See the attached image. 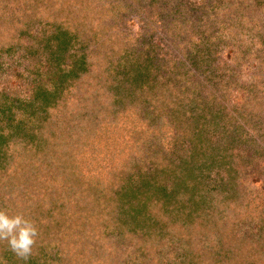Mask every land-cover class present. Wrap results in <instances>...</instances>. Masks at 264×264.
Wrapping results in <instances>:
<instances>
[{
  "label": "trees",
  "instance_id": "16d2710c",
  "mask_svg": "<svg viewBox=\"0 0 264 264\" xmlns=\"http://www.w3.org/2000/svg\"><path fill=\"white\" fill-rule=\"evenodd\" d=\"M169 1L165 11L160 8L157 16L160 19H154L153 29L151 24L146 26L147 33L154 32L160 26L158 23L171 26L172 33L165 29V38L170 42L174 37H182L174 43L184 59L183 66L185 57L189 56L183 51L191 50L187 48L186 36L196 37L195 31L193 34L190 31L200 24L192 21L188 30V23L174 21L176 14L189 18L185 13L188 9H184L185 0ZM237 2L199 0L193 3L192 10L196 16L199 10L206 11L205 23L222 20L220 26L226 27L225 35L230 27L235 28L233 22L228 24L235 9L259 8L257 0ZM114 3L126 14L157 13L153 11L154 0H112V3L109 0H0V54L22 51L33 96L23 101L10 98L6 90L0 92V129L4 131L3 119L8 122L6 129L10 132L0 133V209L10 215L24 214L35 223L39 233L27 260L18 258L7 241H0V264H245V261L258 264L264 260V223L260 222L261 215L253 214L264 202L251 200L237 207L242 209L245 219L251 220L248 225L237 218L231 223L233 227L229 223V229L225 215L232 214L229 210H234L245 196L259 195L257 185L250 182L249 186L248 176L244 180L239 173L253 162L264 160V135L259 136L263 141L258 154L253 155L254 151L249 155L254 146L258 148L257 140L255 134L248 135L243 130L252 125L255 133L264 124V40L258 43L261 51L251 57L259 71L245 84L247 96L243 107L235 109L237 114L222 103L212 114L208 112L213 109L212 102L198 104L199 100L192 97L182 112L173 111L169 108L172 104L164 99L169 111L151 114V109L156 112L161 108L157 98L162 95L152 87L154 82L149 84L151 73L133 70L137 66L150 69V59L146 62L134 59L130 35L122 37L118 30L124 15L115 11ZM146 16L149 21L152 19L149 13ZM202 33L201 37L207 34ZM193 40L191 43L195 44ZM209 43L213 44L211 40ZM207 50L212 65L216 63L212 57L215 52L209 48L204 51ZM34 52L39 53L35 58ZM40 54L42 57L38 58ZM201 59L205 57L201 55ZM1 65L7 62H0V69ZM171 76L172 81L179 78L175 70ZM228 84L230 80L224 86ZM140 85L146 87L140 89L142 94L155 99L154 103L143 106L147 114L143 120L134 111L117 108L123 98L130 101L128 104H142L141 93L139 99L125 96L128 86H134L136 95ZM195 112L200 117L194 118V128L179 122ZM225 121L227 124L223 126ZM175 125L179 126L175 128ZM137 137L146 145L159 147L156 152L148 150L142 164L140 159H132L135 151L129 153L131 142ZM11 139L18 140L17 150H12ZM173 147L178 150L172 154ZM116 150L123 152V163L115 162ZM100 153L112 155L113 168L124 167L121 176L133 185L121 187L117 178L106 176L100 167L96 168L95 158ZM154 168L167 171L169 182L164 189L150 191L144 182L150 178L149 169ZM239 179L246 183L244 188H240ZM210 181L219 182L220 187L211 186ZM148 194L155 204L151 211ZM186 194L197 200L193 206L185 205ZM144 211L148 213L144 215ZM148 215L153 216L151 220L162 221L161 231L167 225L168 232L175 236L158 245L149 244L147 236L142 239L138 224L147 221ZM179 215L186 216L189 222L193 220L195 226L198 224L197 228L192 227L194 230L187 224L181 228L190 232L187 236L175 233L171 227V221L175 223ZM208 220L218 231L227 228L224 233L230 236L231 241L226 245H232L230 249L213 251L201 237L202 225ZM253 225L259 227L248 229ZM209 250H212L210 254Z\"/></svg>",
  "mask_w": 264,
  "mask_h": 264
},
{
  "label": "rangeland",
  "instance_id": "374dc122",
  "mask_svg": "<svg viewBox=\"0 0 264 264\" xmlns=\"http://www.w3.org/2000/svg\"><path fill=\"white\" fill-rule=\"evenodd\" d=\"M109 1L110 3H112V0H109ZM196 1H199V0H185L186 5L184 8V9H188V10H185V13L188 15V17L189 18L195 17L194 20H190L187 17H185V19L181 18L178 16V14L174 16L175 17L174 21H177V23H180V24L188 23L189 24V26L187 27L188 30L191 29L192 21H193V24L195 23L200 24L196 27V29L192 27L190 31L191 34H193V32L195 31L196 37L191 38L190 36H186L188 38L187 42L189 43L187 44L189 46L187 48L188 49L191 48V50L193 49L194 52L191 50L183 51V53H186L189 55L188 58L187 56L186 57L184 56L186 58V61L185 63H183L184 64L183 66H181L182 64L181 61H184V59L182 58L181 53H178L179 51H176V47H175V43L178 41L179 38H182V37L181 36L174 37V39L170 40V42L166 41V38H165L166 36L165 29L168 30V32L170 31L172 33V31L169 30L171 26L168 27L164 23H158L157 26L158 25L160 26L157 27V29L154 32L147 33L148 29L146 28V26L151 24L150 26L153 29L154 23L152 22H154V19L156 20L160 19V18H157L160 8L162 9V11H165L166 7L170 5L169 4L170 1L168 2V0H154L155 6H153L154 7L153 11L157 10V13L155 12L150 13L149 11L147 12V11L141 10L142 12L140 13H138L137 11H134V13L132 12V13L126 14L127 12H124V10L122 11V7L120 5L117 6L115 3L113 5V7H117V9L115 8L116 12H118L120 15L121 14L124 15V21L121 22L119 26L121 29H118V30L120 33L124 35L122 37H126L127 34L130 35L131 39L129 40H131L130 42L132 46L131 54L134 55V59L136 61L143 60L144 62L147 61L146 59H150V63L148 65L150 69L148 68V70H144L143 67L137 66L136 68H133V70L137 69L142 73H147V72L151 73V75L153 76L152 78L154 80L152 81V78H151V81L149 82V84L151 82H154L155 84L152 85V87L157 89L158 93L162 95L157 98L159 104L161 105L160 106L161 108L157 109L156 112L154 109H151L150 111L151 114H155L157 113V111H162V113L164 111H169L168 109H166V100H168L172 104L169 108H172L173 111L177 109V113L179 111L182 112L184 108H186V106L190 103L191 97L193 99L196 98L197 100H199L198 104L203 103L204 101L205 102L203 104L212 102L213 109L208 111L212 114L215 113L217 109L219 108L218 106L219 103H222L224 106H226L227 110H229L231 113L237 114L234 112L235 109L238 107L239 108L243 107L245 98L247 96L245 84L249 82V80L253 79V77L256 76L257 72L259 71V68L252 60L253 58L251 59V57L255 56L254 52L258 53L261 51L258 48L259 46L258 43L259 42L261 43V41L264 40V0H257L259 1L258 2L259 8H252V9L247 10L245 7L242 6L241 9L239 8L235 9V14L231 16V19L228 23L229 25H231L233 22V24H235L234 25L235 28L233 26L230 27V29L227 31L225 35H224V32L226 30V27L220 26L223 21L220 20L219 18L215 20H209L208 23H205L203 21V18L207 15V13L203 9H201L203 13L201 14V11L199 10L198 12H200V14L199 16L198 15L196 16L195 10H192L193 3ZM225 1L227 2L229 1L231 3L233 0H225ZM237 1L239 0H235V2ZM237 3H240V2H237ZM135 9L137 10V6L135 7ZM230 9L231 7L229 8V10ZM109 13L114 14L112 12H109ZM147 13H149L150 18H152L150 21H149V18L146 16ZM161 14L163 13L160 12V15ZM224 14L229 15L230 12H225ZM236 19H239L240 21L236 22L235 21ZM187 20H189V22H187ZM247 21H249L248 24H247ZM172 24L173 23H171V25ZM205 25L206 27H204ZM178 27L179 26H177L176 28ZM197 28H199V33H198ZM204 31H206L207 34L201 37V35L203 34L202 32ZM245 33L248 36H241ZM192 39H194L193 42L195 44L191 43ZM210 40L211 42H213V44L209 43ZM224 40L225 42L222 43V41ZM228 40H233V41L227 42ZM239 47L241 49H239ZM207 48L213 49V51L215 52L212 54V57L214 56V58L216 59L215 61L216 63L212 65H209V61L211 59L210 58L208 59L209 56L206 55L208 50L204 51ZM21 52L22 51L20 52L16 51L13 53L5 52L3 54H0V62H3V60L4 62L5 61L7 62V65L5 66L1 65V69H0V92H4L6 90L9 92L10 98H13V99L16 98V100L19 99V100L27 101L29 97H33L31 93L32 89L29 86V84L32 81H30L29 72H27V63H25L27 61L23 59ZM37 54L39 53L34 52L33 58H35ZM176 55H179V56H176ZM201 55H203L205 59H201ZM40 56L41 54L38 56V58ZM45 59L47 60L46 57ZM139 64L142 65L141 62ZM180 66L183 68V70L181 68L182 71L179 70ZM173 70L177 71L179 74V78L175 81L171 80V77H172L171 72ZM42 74H43L42 77H44L45 74L44 73ZM229 80H230V84H228L229 86L226 85L225 87L224 84ZM42 82L43 81L41 78L40 85H42ZM172 82H175V83L172 84ZM133 88L134 86H128L129 90L127 89L128 93H126L125 95L126 98L131 97V98L139 99L140 93L142 94V90L140 89H143V90L146 89V87H144L143 85L137 86V90H136L137 94L135 95V91L132 90ZM248 88L252 90L250 86H248ZM131 92H132V95L130 94ZM127 94L131 96H127ZM211 97L212 98L214 97V99L211 100ZM141 99H144L142 104H140L138 101H137L138 103L128 104L127 102H130V101L123 98L120 103L121 105L120 106L118 105L117 108L121 107L123 111H127V110L134 111L136 112V115L139 116V119H142V120L146 119L147 114L145 113V108L143 106H146L148 103L150 104L154 103L155 99H153V96H150L146 93L145 95L142 94ZM113 110L114 109L111 110L112 113H113ZM206 113L207 112H205V114ZM196 116L200 117V113L195 112L194 115L189 114L186 117V119H183V121L179 120V122H182V123L184 122L188 126L190 124L191 127H193V121ZM173 120L175 121V118ZM7 123H8L7 121H4L2 119L1 128H4L3 129L4 131H1L2 129H0V133L9 135L10 132L8 129H6ZM225 124H227V121L222 123L223 126ZM250 124H252V122ZM261 124L262 123H260V125ZM180 125L182 124L180 123ZM178 126L179 125H175V128ZM234 127L237 128L236 126ZM252 127H253L252 125H248V126H245L243 130L245 132H248V135L255 134V137L257 140L256 145L258 146V148L254 146L253 151L250 150L249 155H252L254 151L255 152L253 155H257L258 151L261 149L260 146L262 145L261 143L263 141L261 137L259 136L264 135V124L260 127L262 129L257 128L255 133ZM11 141H12L11 144L13 145V147H11L12 150H17L16 148L19 146H17L15 143L16 142L18 143V140L11 139ZM129 141L130 139H128L126 142H129ZM5 147H9V146L7 145ZM247 147H249V145H247ZM157 149H159L158 145H157V148L153 144L146 145V143L143 140H140L137 137V138H134L133 141L131 142V146L129 147V151H130L129 153H131L132 151H135V153L131 156L132 159L133 160L140 159L141 164H142V162L145 161V157L148 153V150L156 152ZM176 150L178 149L173 147L171 153L173 154V152ZM3 151L6 152L7 149L3 147ZM125 152H126V158H127L129 153L127 150ZM177 152H175L174 155H176ZM158 153L160 152L158 151ZM114 157H115V162L123 163L125 161L123 152L121 151L116 150L114 152ZM173 158L176 160V162L179 161V160L177 161L178 159L177 156H173ZM95 159H96L95 161L96 168L100 167L106 176H110L111 178L112 177L117 178L120 182L121 187L124 184L133 185V182L130 181L127 177L121 176V174L125 170L124 167L122 168L119 167L118 170H115V168H113L112 161H111L112 155L107 154V153H100L98 157ZM146 167H147V164H146ZM125 168L128 169V167H125ZM249 168H251L252 170ZM246 169H247L246 171L245 169L241 170L240 172H243V171L244 172L239 173V174L244 180L246 176H248L247 181L249 183V186H250V182L251 184H254L255 186L257 185L255 188L257 189V192L259 193V195L252 196L251 194H249L245 196L244 198L242 197L243 199L240 201L238 205L235 206V209L229 210V212H232L233 215L231 213H228L225 215L227 219L229 220L228 228H229V223L231 224L232 222H235V219L237 218H238V222H241L244 225H248L251 222V220L244 218L242 209H239L237 207L239 206L242 207L243 205L250 202L251 200L253 201L258 200L261 203L264 202V196H261V191L262 190L264 191V160H260L259 162L258 161L253 162L251 166ZM131 172L129 174H132ZM149 175H150V178L147 179L146 182L144 183L147 185L146 187L149 188L150 191H152L153 189L154 190L164 189L169 182V175L167 171L162 172L160 168L149 169ZM257 175H260V176H257ZM135 181L137 180H134V182ZM138 182L139 181L135 183L138 184ZM141 182L143 183V181ZM213 182L214 181H210L209 183L213 187L219 184V182L217 184H213ZM239 184H240V188L242 187L244 188V185L246 183L243 182V180H240ZM218 187H220V184ZM241 190L242 189H240V191ZM244 191L245 190L241 192H244ZM156 194L159 195L160 194L159 191H157ZM184 197L188 198L186 200V202L188 203H185V205L187 206H190V205L193 206V204L197 202L194 196L189 197V195L186 194ZM147 200L151 201L148 205L149 211H151L152 209H154V206H155L153 202L154 200H152V197L149 194H148ZM147 213L148 211H144V215H146ZM253 215L256 217L261 215L260 222L263 224L264 223V206L260 207L258 209V212ZM152 217L153 216L148 215L147 221L145 220V221L139 222L138 224L140 226L139 230L142 232V239H145V237L147 236L149 237V244L153 243V244L158 245V244L164 243L168 239L170 240L171 236L172 237L175 236L174 234H170L171 232H168L167 225L164 228V230L161 231L162 221L159 222V221H156L155 219L151 220L150 218ZM185 218L186 216L182 217V215H179L177 219L175 220V223L171 221V227L175 233H183L187 236L189 235L188 233L190 232L188 231L185 232L181 228L184 227L185 224H187L188 227L192 228L195 226V224L193 223V220L189 222V220ZM197 226L198 224L195 226V228H197ZM202 226H204L203 227L204 234L201 237L205 238L206 243L208 245H211L210 248H214L213 251L218 250V249L226 250L227 248L228 249L231 248L232 245L226 246L228 244L227 241H231L229 240L230 236H227L228 234L224 233L226 231L225 229L227 228L218 231L217 228L214 227V223H213V227H211V220L205 221ZM231 226L233 227V224H231ZM252 227L255 229V228H258L259 225L257 226L253 225L251 227L249 226L248 229ZM192 230L194 229L192 228ZM211 251L212 250H209L208 254H210ZM245 262H246L245 264H251L250 261L249 262L245 261ZM258 264H264V260L259 261Z\"/></svg>",
  "mask_w": 264,
  "mask_h": 264
},
{
  "label": "clouds",
  "instance_id": "9594fccd",
  "mask_svg": "<svg viewBox=\"0 0 264 264\" xmlns=\"http://www.w3.org/2000/svg\"><path fill=\"white\" fill-rule=\"evenodd\" d=\"M38 234L35 223L24 214L10 215L0 209V241H7L18 258L27 260L31 256Z\"/></svg>",
  "mask_w": 264,
  "mask_h": 264
}]
</instances>
